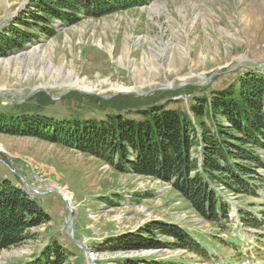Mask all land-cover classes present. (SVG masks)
Returning <instances> with one entry per match:
<instances>
[{
  "label": "rangeland",
  "instance_id": "obj_1",
  "mask_svg": "<svg viewBox=\"0 0 264 264\" xmlns=\"http://www.w3.org/2000/svg\"><path fill=\"white\" fill-rule=\"evenodd\" d=\"M27 1L0 0V29ZM54 26L53 36H37L0 56V110L38 111L57 119L121 114L138 120L143 118L139 109L166 103L165 108L188 113L196 96L209 98L239 75L264 70V0H147ZM75 80L92 90L69 84ZM117 85L131 89L117 91ZM14 170L41 193L30 191ZM0 179L24 187L49 216L31 229L32 238L3 249L0 264H21L52 241L69 251L64 264H88L68 237L65 220L71 215L73 237L84 242L96 264H126L132 257L234 264L248 255L246 264H264V180L254 194L229 193V222L215 225L168 184L114 171L96 157L34 137L0 134ZM54 189L70 195L71 212ZM108 198L116 204H108ZM153 219L181 225L205 252L93 249V242Z\"/></svg>",
  "mask_w": 264,
  "mask_h": 264
},
{
  "label": "trees",
  "instance_id": "obj_2",
  "mask_svg": "<svg viewBox=\"0 0 264 264\" xmlns=\"http://www.w3.org/2000/svg\"><path fill=\"white\" fill-rule=\"evenodd\" d=\"M146 2L28 0L17 17L0 29V56L22 49L37 36H53L55 22L71 25L84 16L101 17ZM165 104L139 109L143 118L138 120L121 114H108L101 120L57 119L38 111L0 110V134L56 143L96 157L114 171L158 180L170 185L207 221L215 225L229 222L230 205L225 196L254 194L263 187L264 70L251 69L239 75L211 91L209 98L196 96L188 113L165 108ZM106 202L116 204L110 198ZM47 221L49 216L24 187L0 179V252L32 238L31 229ZM93 244L99 252L166 247L188 249L198 255L205 252L185 228L160 219ZM69 254L59 242L52 241L21 264H64ZM124 261L167 264L157 258Z\"/></svg>",
  "mask_w": 264,
  "mask_h": 264
},
{
  "label": "water",
  "instance_id": "obj_3",
  "mask_svg": "<svg viewBox=\"0 0 264 264\" xmlns=\"http://www.w3.org/2000/svg\"><path fill=\"white\" fill-rule=\"evenodd\" d=\"M15 173L18 174V172L16 170H14ZM18 176L20 177V181L21 183H23L30 191L34 192V193H41L39 192V190L35 187H33L32 185H30L28 182H26L23 177H21L19 174ZM54 191H56L57 193H59L63 199H64V202H65V208L66 210H70L71 212V208H70V203L68 202V200L63 196L62 192H60L59 190L57 189H54ZM65 226H66V229H67V234H68V237L70 239V241H72L73 243H75L76 245H78L80 247V249L83 251L84 253V256H85V259L87 261L88 264H96L94 262V259L95 257L93 256L92 252L88 249V247L84 244V242H79L78 240H76L74 237H73V227H72V215L70 216V218L68 220H65Z\"/></svg>",
  "mask_w": 264,
  "mask_h": 264
},
{
  "label": "bare ground",
  "instance_id": "obj_4",
  "mask_svg": "<svg viewBox=\"0 0 264 264\" xmlns=\"http://www.w3.org/2000/svg\"><path fill=\"white\" fill-rule=\"evenodd\" d=\"M80 81L79 80H75V81H73V83L71 82V83H69V84H71V85H75V86H77V87H79V88H81V89H84V90H92V87H90V86H88L87 84H80L79 83ZM115 90H117V91H129L131 88H129V87H126V86H123V85H117V86H115V87H113ZM63 194H64V197L68 200V202H69V199H70V195L68 194V193H65V192H63Z\"/></svg>",
  "mask_w": 264,
  "mask_h": 264
}]
</instances>
